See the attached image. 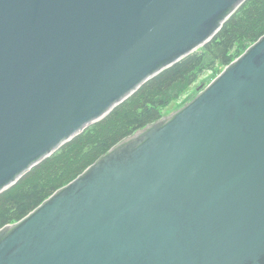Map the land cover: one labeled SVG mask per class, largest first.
<instances>
[{"label": "water", "instance_id": "water-1", "mask_svg": "<svg viewBox=\"0 0 264 264\" xmlns=\"http://www.w3.org/2000/svg\"><path fill=\"white\" fill-rule=\"evenodd\" d=\"M244 1L0 0V193ZM195 96L0 231V264H264V36Z\"/></svg>", "mask_w": 264, "mask_h": 264}, {"label": "trees", "instance_id": "trees-1", "mask_svg": "<svg viewBox=\"0 0 264 264\" xmlns=\"http://www.w3.org/2000/svg\"><path fill=\"white\" fill-rule=\"evenodd\" d=\"M263 36L264 0H245L210 40L145 81L107 115L33 165L2 191L0 231L9 225L18 226L74 180L87 176L105 157L125 154L137 147V140L129 138L142 129L150 130V125L159 124L164 110L181 100L199 77L206 72L214 75L222 72ZM197 96L183 99L180 109ZM16 226L8 229L2 239Z\"/></svg>", "mask_w": 264, "mask_h": 264}, {"label": "rangeland", "instance_id": "rangeland-1", "mask_svg": "<svg viewBox=\"0 0 264 264\" xmlns=\"http://www.w3.org/2000/svg\"><path fill=\"white\" fill-rule=\"evenodd\" d=\"M224 70V69H223ZM222 70V71H223ZM221 73V72H220ZM220 73L218 74H213L210 72H206L205 74H203L201 77H199L194 84L186 91V93L184 94L183 98L179 101H175L173 102L171 105H169L165 110H164V114L163 117L168 115L169 113H171L172 111H174L175 109H177L178 107H180L183 103V99L188 98V100L195 95L201 88H203L206 84H208L209 82L213 81ZM162 117V118H163Z\"/></svg>", "mask_w": 264, "mask_h": 264}, {"label": "flooded vegetation", "instance_id": "flooded-vegetation-1", "mask_svg": "<svg viewBox=\"0 0 264 264\" xmlns=\"http://www.w3.org/2000/svg\"><path fill=\"white\" fill-rule=\"evenodd\" d=\"M170 117H167L166 119H169ZM166 119H164V120H162L161 122H164ZM141 136V135H140ZM139 138H141V137H139Z\"/></svg>", "mask_w": 264, "mask_h": 264}]
</instances>
